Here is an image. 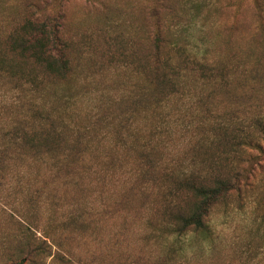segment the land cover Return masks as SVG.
Returning a JSON list of instances; mask_svg holds the SVG:
<instances>
[{"label":"trees","instance_id":"16d2710c","mask_svg":"<svg viewBox=\"0 0 264 264\" xmlns=\"http://www.w3.org/2000/svg\"><path fill=\"white\" fill-rule=\"evenodd\" d=\"M89 1L102 6V25L70 35L52 0H0V193L31 182L30 207L6 213L17 233L0 228V260L73 264L56 249L75 234L93 236L98 210L84 192L128 159L126 175L140 182L134 193L157 191L159 218L144 241L160 249L112 263L88 249L80 264H201L217 245L214 211L253 190L264 161V0L250 2L259 53L227 46L220 54L209 29L243 0H146L140 24ZM108 70L124 81L109 85ZM174 135L185 145L179 154Z\"/></svg>","mask_w":264,"mask_h":264},{"label":"rangeland","instance_id":"374dc122","mask_svg":"<svg viewBox=\"0 0 264 264\" xmlns=\"http://www.w3.org/2000/svg\"><path fill=\"white\" fill-rule=\"evenodd\" d=\"M6 1L17 3L20 0ZM104 1L115 17H124L129 21L133 22L134 20L138 24L142 23L146 0ZM250 2L251 0H243L241 3L242 10L240 12L237 10L238 13H235V8L231 5L217 15V21L214 22L215 27L209 29V36L217 37L216 39L212 37V41L216 45L214 52L223 53L225 48L230 46L237 51L255 48L259 53V47L262 46L257 43L258 39L253 40L251 27L254 24V10L250 7ZM52 6L60 9L64 14L67 32L70 35H79L87 29L102 25L103 8L98 2L93 4L89 0H52ZM234 22H238L240 27L230 31L224 29L227 24ZM105 40L103 36H99L98 44L104 45ZM227 40L230 45H227ZM125 76V73H115L108 70L103 80L112 85L115 81H124ZM86 104L88 105L89 102L85 100L83 110L87 108ZM172 144L174 153L179 154L184 151L185 145L179 140L178 135H174ZM124 161L127 163L126 166L121 164L123 162L118 161L117 164L122 168L117 167L109 171L106 178H99L98 186L89 187L90 181L87 179L83 183L85 187H89L83 194L88 208L98 210L94 216L90 215L94 221V225L89 229L94 232L93 236L88 240H83L90 233L83 235L82 239L75 234L69 240L68 246L70 247L63 246L56 249V251H62L67 259H71L73 264H80L79 258L86 257L88 249H94L93 252H98L102 261L109 263L134 253L133 251L137 248L140 251V248L146 247V250H151L152 253H156L160 249L156 245H151L152 242L146 243L144 241V237L149 232L152 233V222L156 223L159 218V211L155 204L157 191L149 194L142 192L135 194L131 187L137 191L140 182L135 180L133 176L129 175L128 177L126 175L127 168L130 170L131 162L128 159ZM256 168V174L252 177V181H254L253 190L244 192L240 198H233L226 210L221 207L214 211L211 224L215 234L218 235L216 238L217 245L213 250L206 248V256H203L205 259L202 260V257L199 259V263L244 264L245 260H249L250 262L246 264H264V226H261L264 204L259 200L260 197L264 196V161L261 162V166ZM30 187L31 182L25 179L15 193H0V228L4 232L17 233L20 225L6 213L8 210L14 209L15 205L22 211L23 208L26 210L27 207H30ZM143 187L145 186H142L141 191H143ZM44 212L46 216L47 209ZM60 213L58 211L55 215L59 216ZM18 219L19 221L25 220L23 216L21 219L18 216ZM27 222L29 221L26 220ZM29 225L31 226V223ZM248 245L254 247L252 251H256L257 255L249 257L251 252H248ZM191 255L189 258L194 259ZM47 263L65 264L60 260ZM0 264H6V261L0 260Z\"/></svg>","mask_w":264,"mask_h":264}]
</instances>
